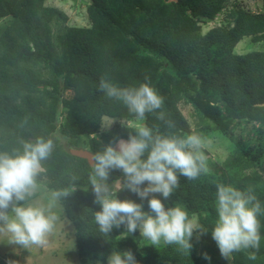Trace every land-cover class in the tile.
<instances>
[{
    "label": "trees",
    "instance_id": "16d2710c",
    "mask_svg": "<svg viewBox=\"0 0 264 264\" xmlns=\"http://www.w3.org/2000/svg\"><path fill=\"white\" fill-rule=\"evenodd\" d=\"M46 1L0 0V151L11 152L21 140L37 136L53 139L42 180L48 190L71 191L72 177L79 178L75 192L59 205L73 225L80 264H107L114 250H130L138 264H213L221 256L211 236L216 185L252 188L264 209V51H234L243 39L264 42V9L251 12L237 0H85L89 25L77 27ZM211 22L219 24L202 34V24ZM102 77L119 87L149 83L164 104L139 123L163 135L217 134L230 140L232 123L258 125L256 142L238 136L223 162L205 156L206 174L195 180L178 174L179 186L168 200L155 194L166 207L182 206L207 230L193 232L190 252L152 246L139 230L129 234L123 225L108 236L100 233L94 212L101 208L88 181L91 166L70 149L95 154L135 134V126L125 124L115 138L103 133L104 118L137 121L121 101L98 91ZM186 107L196 119L193 125L182 112ZM161 111L173 127L157 119ZM120 177V170H112L108 183ZM117 198L142 203L148 211L147 200L126 189ZM258 219L259 249L233 252L232 264H264V214Z\"/></svg>",
    "mask_w": 264,
    "mask_h": 264
},
{
    "label": "clouds",
    "instance_id": "9594fccd",
    "mask_svg": "<svg viewBox=\"0 0 264 264\" xmlns=\"http://www.w3.org/2000/svg\"><path fill=\"white\" fill-rule=\"evenodd\" d=\"M98 91L106 98L121 101L137 121H144L146 113L156 112L164 104L163 97L147 82L138 87H119L102 77ZM157 119L168 127L174 126L162 111L157 113ZM114 121L102 127L108 129ZM132 133L127 140L114 139L104 145L103 151L91 155L88 181L94 203L101 208L94 212L95 223L104 236L123 225L129 234L139 230L140 237L152 246L176 245L181 251L190 252L193 232L204 234L207 230L195 224L182 206L166 207L155 194L168 200L179 186L178 174L195 180L209 171L202 151L204 141L194 133L184 137L163 135L143 123H137L135 134ZM20 145L11 152L0 151V240L23 249L44 247L60 221L55 211L57 205L75 192L79 178L72 177L71 191L48 190L42 180L43 162L51 156L53 139L37 136L34 141L21 140ZM117 169L122 177L110 185V173ZM125 189L141 201L146 199L148 211L143 210L142 203L118 199L117 193ZM216 189L217 218L211 236L221 256L229 259L233 252L258 250V216L264 214V209L253 189L240 190L222 183ZM205 258H209L207 254ZM249 259H256L255 254H250ZM107 264L138 262L130 250H114L107 257Z\"/></svg>",
    "mask_w": 264,
    "mask_h": 264
},
{
    "label": "rangeland",
    "instance_id": "374dc122",
    "mask_svg": "<svg viewBox=\"0 0 264 264\" xmlns=\"http://www.w3.org/2000/svg\"><path fill=\"white\" fill-rule=\"evenodd\" d=\"M251 12H260L264 9V0H237ZM46 4L56 7L63 11L68 17V25L85 27L89 25L86 14L85 0H47ZM223 14L217 17L218 22ZM219 24V23H218ZM216 22L202 24V34H205L213 26L218 25ZM235 53L243 54L250 51H264V42L252 43L249 39H243L234 48ZM67 98L71 97L70 92H66ZM183 114L187 117L191 125L196 121L192 116L190 107L182 109ZM115 120L111 127L104 129L103 133L111 134L115 138L118 126H136L139 121H120L116 119L104 118L102 124H106ZM232 137L226 139L224 137L213 134L210 137L202 138L204 155L211 160L223 162L229 155L228 146L238 140V136L246 140L248 144L257 141V124L247 125L245 123H232ZM241 134V135H240ZM86 150V149H85ZM46 202V201H45ZM56 213L60 216L53 234L48 239V244L44 247L33 246L30 249H23L19 246L8 244L6 240H0V264H80L75 247L74 229L71 222L66 218L64 210L58 204ZM213 264H232L231 257L225 259L219 256Z\"/></svg>",
    "mask_w": 264,
    "mask_h": 264
},
{
    "label": "water",
    "instance_id": "95a60500",
    "mask_svg": "<svg viewBox=\"0 0 264 264\" xmlns=\"http://www.w3.org/2000/svg\"><path fill=\"white\" fill-rule=\"evenodd\" d=\"M70 153L73 155V156H76V157H79L81 159H84L86 160L88 163L90 161V158H91V153L88 151V150H85V149H70ZM90 165V163H89Z\"/></svg>",
    "mask_w": 264,
    "mask_h": 264
}]
</instances>
